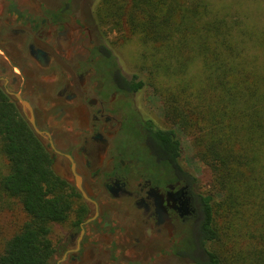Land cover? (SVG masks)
Listing matches in <instances>:
<instances>
[{
    "label": "trees",
    "instance_id": "trees-1",
    "mask_svg": "<svg viewBox=\"0 0 264 264\" xmlns=\"http://www.w3.org/2000/svg\"><path fill=\"white\" fill-rule=\"evenodd\" d=\"M226 1L96 0L93 12L101 28L110 25L124 42L136 38L142 46L126 85L152 87L162 105L168 126L147 119L150 135L170 143L175 162L179 134L187 135L212 173L220 201L203 195L197 252L188 240L179 254L192 264H264V15ZM79 196L0 88V198L27 215L0 264H48L53 227L83 213Z\"/></svg>",
    "mask_w": 264,
    "mask_h": 264
},
{
    "label": "flooded vegetation",
    "instance_id": "flooded-vegetation-1",
    "mask_svg": "<svg viewBox=\"0 0 264 264\" xmlns=\"http://www.w3.org/2000/svg\"><path fill=\"white\" fill-rule=\"evenodd\" d=\"M95 2L0 0V88L27 122L10 92L29 103L53 171L80 195L48 264H163L198 232L203 195L148 132L147 119L165 127L134 105Z\"/></svg>",
    "mask_w": 264,
    "mask_h": 264
},
{
    "label": "rangeland",
    "instance_id": "rangeland-1",
    "mask_svg": "<svg viewBox=\"0 0 264 264\" xmlns=\"http://www.w3.org/2000/svg\"><path fill=\"white\" fill-rule=\"evenodd\" d=\"M216 3H221L220 0H214ZM233 1L232 6H240L245 10H256L257 7L261 8V12L264 15V0H241L238 4V0H227L226 2ZM242 10V9H241ZM258 20V18H257ZM262 21L259 18V21ZM101 28V27H100ZM102 33L108 41L109 48L112 50V54L115 56V60L120 62L124 70L131 75L135 69L133 66L139 59V55L142 49L140 43L136 38L133 40L124 42L121 34L115 29L111 28L110 25H103L101 28ZM112 46V47H111ZM134 105L139 108L140 113L146 117L152 119L155 123L161 127L168 126L166 118L163 115L162 105L158 99L153 96V89L150 86L145 87L134 96ZM182 143V157L181 162L184 167L190 170L197 180V187L199 193L202 195L214 194L216 201L219 200V194L212 188V173L209 168L203 165L193 154V148L191 146L190 138L187 135H183L182 132L179 134ZM15 203V204H14ZM27 219V215L22 207L16 202H5L0 198V251L4 247L5 242L18 230L20 225ZM61 232L59 225H54L51 238L55 240ZM195 236L191 234L185 241L184 244L187 247V241H191L189 249L195 250L196 244L193 243ZM188 243V244H190ZM113 255V251L110 252V258ZM163 264H192L184 259L182 255H175L169 257Z\"/></svg>",
    "mask_w": 264,
    "mask_h": 264
},
{
    "label": "water",
    "instance_id": "water-1",
    "mask_svg": "<svg viewBox=\"0 0 264 264\" xmlns=\"http://www.w3.org/2000/svg\"><path fill=\"white\" fill-rule=\"evenodd\" d=\"M10 94H12L14 96V98L16 99V101L19 103L21 109L23 110V112L27 116V120H28L29 124L34 129V131L37 134H40L41 135V131L35 125V121H34L32 109H31V106L29 105V103L26 100H24L20 96V94H18V93H11L10 92ZM83 195H84V197H86L84 193H83Z\"/></svg>",
    "mask_w": 264,
    "mask_h": 264
}]
</instances>
